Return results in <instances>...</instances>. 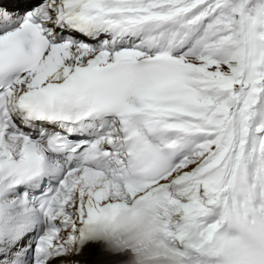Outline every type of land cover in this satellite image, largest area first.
Listing matches in <instances>:
<instances>
[{"label":"snow or ice","instance_id":"1","mask_svg":"<svg viewBox=\"0 0 264 264\" xmlns=\"http://www.w3.org/2000/svg\"><path fill=\"white\" fill-rule=\"evenodd\" d=\"M0 264H264V0H0Z\"/></svg>","mask_w":264,"mask_h":264},{"label":"clouds","instance_id":"2","mask_svg":"<svg viewBox=\"0 0 264 264\" xmlns=\"http://www.w3.org/2000/svg\"><path fill=\"white\" fill-rule=\"evenodd\" d=\"M121 236L128 241L130 248L147 246L152 250V243L157 239L155 228L147 223H132L127 216L121 215L118 219Z\"/></svg>","mask_w":264,"mask_h":264}]
</instances>
